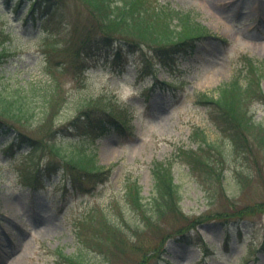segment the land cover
Masks as SVG:
<instances>
[{
  "label": "rangeland",
  "instance_id": "374dc122",
  "mask_svg": "<svg viewBox=\"0 0 264 264\" xmlns=\"http://www.w3.org/2000/svg\"><path fill=\"white\" fill-rule=\"evenodd\" d=\"M41 1L26 19L30 0L17 9L0 0V94L22 92L29 111L18 126L36 140L6 150L16 132L0 134V264H66L60 249L83 264H264V80L262 92L255 83L233 93L228 130L213 122L223 111L202 102L233 79L244 86L245 62L264 59V0H148L194 11L209 36L167 59L143 45L123 71L110 48L77 65L104 16L91 0ZM111 104L128 114L121 130L88 140L59 129ZM55 148L95 155L108 170L76 187L81 170L70 172ZM50 159L63 168L33 185ZM158 161L181 196L161 214L129 195L138 183L154 201Z\"/></svg>",
  "mask_w": 264,
  "mask_h": 264
},
{
  "label": "trees",
  "instance_id": "16d2710c",
  "mask_svg": "<svg viewBox=\"0 0 264 264\" xmlns=\"http://www.w3.org/2000/svg\"><path fill=\"white\" fill-rule=\"evenodd\" d=\"M22 1L16 0L13 7L17 9ZM3 2L7 4L8 0H3ZM147 2L148 0H127L121 7H114L111 0H91L94 8L97 11L103 12L104 16L100 19V33L87 39L78 50L77 55L82 53L81 56H84V60L77 65L80 66L81 63H86L85 59L90 56L92 57L97 50L110 48L114 58V68L116 71H121L124 70L125 66L137 53L141 52L143 45L153 48L159 53L161 58L167 59L173 53L186 52L189 49H193L197 42L209 36L210 31L198 21L194 11L180 12V10L172 6H162L160 8L152 6L149 8L146 5ZM43 4L45 2L41 0H30L27 4L25 18H27L29 13L32 14L39 9L42 10ZM40 15L42 18L43 14ZM174 19L180 21L182 26L180 30L173 26L172 21ZM159 22L164 23L162 25L163 29L161 26L155 24ZM127 34H131L134 37H128L126 36ZM83 67L86 68V65L83 64ZM243 67L244 75L247 76L244 86L237 79H233L219 89L218 95L210 96L209 99H204L203 101L200 98L203 103L217 105L223 111L222 116L220 113H216V111L213 115V122L222 129L224 125H221V122L226 124L225 129L228 130L230 123L235 120V117L231 114V110L235 108V103L231 102L234 92L239 91V93H242L244 91L249 93L253 90L255 83L260 88L259 92L263 91L261 81L264 80V59L250 57ZM203 97L205 96L203 95ZM28 111V105L27 103H23V94L19 90H8L0 94V134L9 135L11 131L16 132L11 137V140L7 142L6 150H12L14 146L20 144H29L32 147L36 142L32 135L18 126V122L23 121V117H25ZM127 115L124 116L122 110L118 111L116 108L114 109L113 104H111L98 114L93 112L84 113L82 116H75L67 128L59 129L66 136L80 131V138L89 140L104 134L111 128L121 130L123 126L127 125L125 118ZM247 120L250 121V119ZM202 135L205 136V133L202 132ZM55 149L62 163L70 167V172L81 170V173H78L80 175H74V179L71 180V183L76 187H85L86 182H89L91 179L94 181L101 178L105 174V171L108 170L105 165L98 163L95 155H90L85 151L65 154L58 148ZM31 151L32 148L28 152ZM84 162L87 166L83 165ZM59 168L63 167H58L56 162L50 159L45 167L39 170L38 174H35L32 178L30 177L32 184L36 185L42 172L51 174L57 172ZM153 172L158 192L153 202L143 201L141 187L138 183H135L131 187L129 195L137 207L143 208L144 205L150 204L154 211L161 214L170 203H176L178 206L181 196L167 162H155ZM184 236H187V234ZM59 256L64 259L63 261L66 264H83L76 255L65 253L61 249L59 250Z\"/></svg>",
  "mask_w": 264,
  "mask_h": 264
},
{
  "label": "bare ground",
  "instance_id": "6f19581e",
  "mask_svg": "<svg viewBox=\"0 0 264 264\" xmlns=\"http://www.w3.org/2000/svg\"><path fill=\"white\" fill-rule=\"evenodd\" d=\"M105 147H107V146H105Z\"/></svg>",
  "mask_w": 264,
  "mask_h": 264
}]
</instances>
